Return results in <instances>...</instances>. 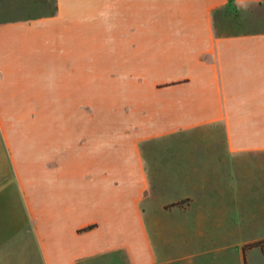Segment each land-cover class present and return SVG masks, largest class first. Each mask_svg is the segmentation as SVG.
Wrapping results in <instances>:
<instances>
[{"label":"crops","instance_id":"1","mask_svg":"<svg viewBox=\"0 0 264 264\" xmlns=\"http://www.w3.org/2000/svg\"><path fill=\"white\" fill-rule=\"evenodd\" d=\"M33 4L52 10L0 17V114L83 124L60 119L48 180L20 183L41 264H264L242 251L264 240V29L236 18L264 0Z\"/></svg>","mask_w":264,"mask_h":264},{"label":"rangeland","instance_id":"2","mask_svg":"<svg viewBox=\"0 0 264 264\" xmlns=\"http://www.w3.org/2000/svg\"><path fill=\"white\" fill-rule=\"evenodd\" d=\"M5 1L0 0V17L27 18L41 16L52 10L51 5L33 4L34 0H9L8 4ZM16 1L18 4L13 5L17 3ZM11 6L15 11H11ZM236 18L244 24L243 27L253 30L264 29V9L252 7L242 14L236 13ZM5 103L8 108L22 106L23 111L19 110L18 113L24 114L13 115L10 109L3 111V115L0 114V161H3L0 189L7 184L4 190H8L7 209L3 208L2 213L5 219L2 223L6 225V231L3 239H0V258H4L5 264H41L40 250L34 232L35 221L23 201L20 183L22 187L24 186V191L29 193L33 181L48 180L50 176L48 143L55 134L54 130L59 120H66V124L69 125L73 122L77 129H81L83 124L79 120L82 117L57 118L33 115L32 109L35 105L33 101L20 104L9 101ZM84 110L87 114L92 116L97 114L100 118V101L88 102ZM38 152H43L44 156L46 153V160H34ZM157 152L160 154V150ZM145 160H148L146 156ZM165 160L170 159L165 157ZM249 207L254 206L249 204ZM252 235L254 234H250Z\"/></svg>","mask_w":264,"mask_h":264},{"label":"trees","instance_id":"3","mask_svg":"<svg viewBox=\"0 0 264 264\" xmlns=\"http://www.w3.org/2000/svg\"><path fill=\"white\" fill-rule=\"evenodd\" d=\"M88 229H90V228H86V229H84L83 231H86V230H88ZM252 247H260V248H264V240L259 241V242L250 243V244L244 246V247L242 248V251L245 252V250L250 249V248H252Z\"/></svg>","mask_w":264,"mask_h":264}]
</instances>
